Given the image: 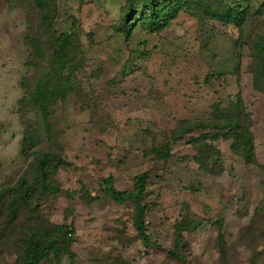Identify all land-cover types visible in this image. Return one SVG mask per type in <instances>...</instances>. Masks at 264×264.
I'll return each instance as SVG.
<instances>
[{"label":"rangeland","instance_id":"rangeland-1","mask_svg":"<svg viewBox=\"0 0 264 264\" xmlns=\"http://www.w3.org/2000/svg\"><path fill=\"white\" fill-rule=\"evenodd\" d=\"M240 4L241 28L185 11L151 33L124 23L130 0H44L48 34L35 0H0V193L30 179L36 152L52 157L16 220L2 200L0 264L57 226L72 248L40 264H264V0ZM144 175L148 245L132 203L109 196Z\"/></svg>","mask_w":264,"mask_h":264},{"label":"trees","instance_id":"trees-1","mask_svg":"<svg viewBox=\"0 0 264 264\" xmlns=\"http://www.w3.org/2000/svg\"><path fill=\"white\" fill-rule=\"evenodd\" d=\"M230 1L231 3L227 2ZM36 5L43 11V25L45 32L48 34L52 28L50 16L44 14V0H35ZM185 11H191L192 13L202 14L205 18L218 21L223 25H234V27L241 28L244 26L246 19L250 15V10L241 6L240 0H130V5L126 11H124V23L128 24L132 21H140L139 24L145 26L149 32L158 33L166 29L170 24L178 18V15ZM130 27V26H129ZM133 28V26H132ZM123 32L129 36L132 33V29L127 26L122 28ZM134 29V28H133ZM119 30V29H118ZM70 37L63 36L61 38V46L66 50L67 46L70 45ZM259 43V52L256 59L264 57V49ZM58 44L55 48H59ZM59 61L58 71H65L66 65L63 64L61 56L56 57ZM264 59V58H263ZM263 64V63H262ZM49 92L46 90H36L33 93V104L41 105L47 99ZM242 103V102H241ZM214 123V120L211 122ZM219 122H217L218 124ZM242 128H238L235 133L238 141L244 138H248L251 144V137L249 138L248 127L242 125V122L236 121ZM39 152H36L37 157L35 158L38 164L34 168L33 174L29 180L35 186L29 183L28 179H22L20 183L16 185V188L9 189L0 193V224L2 221L3 211H5V196L12 195L9 199V216L12 220H16L21 210L27 209L31 202L36 199V195L41 190H48V184L44 183L41 185L40 181L48 172V166L52 163V157L38 156ZM147 185L146 175L137 177L135 179V189L131 192L117 191L115 188L110 189L109 196L116 203H132L135 214H134V227L140 236V239L145 243H150V236L146 228L147 212L144 204V193ZM4 202V203H3ZM8 203V202H7ZM18 213V214H17ZM189 230L188 223H181L175 227L176 240L173 243L175 249L169 252V255L174 259H181L182 254L180 253V246L183 238V233ZM60 233V234H59ZM59 234V236H58ZM2 235V227L0 225V236ZM75 230L67 226L54 227L52 232L48 233L42 238L29 239L26 247L23 250L21 257V264H40V262L53 256L55 260H59L65 252H69L74 242ZM220 246L223 247L225 242L224 238L220 237Z\"/></svg>","mask_w":264,"mask_h":264}]
</instances>
